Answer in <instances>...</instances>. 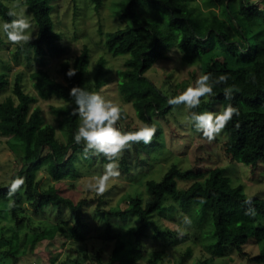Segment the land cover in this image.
<instances>
[{
    "label": "trees",
    "instance_id": "trees-1",
    "mask_svg": "<svg viewBox=\"0 0 264 264\" xmlns=\"http://www.w3.org/2000/svg\"><path fill=\"white\" fill-rule=\"evenodd\" d=\"M53 1H23L38 29L32 34L33 39L29 44L17 45L15 56L24 54L37 62L38 67L31 72L37 95L25 90L22 75L19 73L12 85L14 94L0 101V134L10 136V147L16 149L19 146L22 151L21 165L12 179L17 176L25 178L24 185L12 196L8 194V185L0 186V200H12L10 220L15 224L10 238L2 239L4 243L11 242L10 248L2 250L1 247L0 254L12 257L14 264L22 240L25 245L33 246L39 240H53L58 232H69L75 242H87L94 235L105 242L113 243L109 259L106 257L105 261L104 247H98L93 256L97 248L95 244H79L80 249L76 250L79 255L68 258L70 264H141L146 256L149 230L153 226V239H157L163 246L167 245V238L173 239L170 241L174 243L177 228L160 223L157 215L168 218L167 207L175 200V205L171 203L172 206L176 210L182 207L188 214L194 209L193 204H201L210 210L213 235L216 239L213 257L222 256L228 248H232L242 258L251 260L252 264H264V197L248 196L241 185H234L226 167H198V162L201 161L199 159L205 155L197 157L194 167L191 168L184 169L176 162L172 163L159 180L147 178L146 173L141 175V179H145L146 194L139 192V195H123V200L127 203L125 207L111 203L109 194L115 190L114 183L104 194L94 198L93 202L86 196L74 200L64 195L54 183L45 186L40 173L55 181L79 178L77 160L80 157L90 163H108L102 155L88 154L85 157L83 144H76L74 141L80 118L71 114L76 104L70 96V90L73 87L84 88L90 61L89 46L85 44L72 61L66 59L60 62L58 70L63 80L52 76L46 68L50 57L66 52L62 34L56 29ZM92 1L96 10H100L103 0ZM208 4L219 6L223 15L214 13L211 17L205 16L196 0H121L116 3L115 16L125 22V25L105 32L104 43L112 56L130 55L124 68L119 70L118 87L125 101L134 104L139 116V122L134 123L133 116L127 111L121 121L129 119V124L119 121L118 126L122 131H135L145 123L155 124L157 127L150 144H134L130 151L123 153L119 161L121 173L131 175L135 172L133 154L137 163H140L137 170L145 163L142 153L148 155L149 160L159 161L164 151L161 148L163 142L160 140L164 135L161 119L167 120L169 131L173 133V121L170 122L166 115L175 111L178 117L176 106L169 105L168 100L191 84L184 81L164 90L149 79L147 71L157 61L167 59L171 51L175 50L179 52L183 62L194 64L202 59L207 45L214 38H218L219 45H223L227 51L223 59L207 61L204 74L211 73L214 78L228 74V82L216 85L213 94L202 97L200 106L187 109V114L190 116L192 112H219L228 104L238 108L239 115L234 116L228 123L220 134L221 138L211 143L222 144L220 152L224 159L232 164L246 165L253 174L264 167V10H261L264 9V0L260 4H253L252 0H247V3L245 0H208ZM145 7L149 8L148 15L142 13ZM11 10L13 8L7 2L0 0V18L4 22L15 18L9 16ZM3 40L0 30V44ZM105 63L104 57H100L93 81L86 88L88 91L102 92ZM70 68L75 70V75L71 77L67 74ZM232 85L236 91L229 100L224 96V89ZM10 86L11 78L8 73L0 71V92ZM52 96L65 101L63 105L54 106L53 110L59 126L65 129L66 140L58 136L54 124L44 122L42 108L33 104L38 97ZM191 127L194 128L192 125ZM201 139L202 133L197 136L200 143ZM204 143L209 142L205 140ZM149 146V152H146ZM181 180L191 183L182 189L178 187ZM249 197L251 206L255 209V215L252 216L245 215L249 205L244 201ZM90 202H95L92 213L87 212V207L92 204ZM66 207L72 212V217L59 222ZM50 210L57 214L55 219H50L53 222L51 225L30 227L33 226L32 212L46 215ZM128 216H134L139 222L131 230L134 240L127 238L123 231V221ZM190 219L195 223L194 219ZM23 230L26 231L24 235L21 233ZM163 238L166 240H162ZM250 239L259 243V251L251 253L245 249ZM190 253L191 251H187L185 256H190ZM55 259L51 258L49 264H55ZM209 261L211 259L198 264H209ZM163 262L164 252L160 250L155 252L153 258L148 259L147 264ZM180 264H184V261Z\"/></svg>",
    "mask_w": 264,
    "mask_h": 264
},
{
    "label": "rangeland",
    "instance_id": "rangeland-1",
    "mask_svg": "<svg viewBox=\"0 0 264 264\" xmlns=\"http://www.w3.org/2000/svg\"><path fill=\"white\" fill-rule=\"evenodd\" d=\"M4 1L17 13H19L21 9L25 10L24 15L29 16L32 20L33 27L35 28L32 34H35L38 28L33 20L32 14L27 10V6L23 2L24 0ZM118 1L121 0H103L100 10H96L95 3L92 0H54L53 16L56 29L62 34L66 52L62 55L50 57L46 68L52 76L59 80H63L58 70L60 62L66 59L72 61L82 51L84 45L87 44L90 48V61L85 75L84 88H87L92 83L97 62L100 57H104L106 60L104 65L106 72L103 77L104 83L101 94L125 106L128 113L133 116L134 123H138L139 116L134 104L125 101L118 87L120 79L119 70L124 68L125 62L130 55L119 54L112 56L107 51L104 43L105 32L115 30L121 25H125V22H121L115 16L114 11L117 8H115V6ZM196 4L207 17H211L214 13L222 14L221 8L219 6H211L208 4V0H196ZM148 10L149 8L145 7L142 13L148 15ZM3 23L4 20L0 18V25ZM2 34L4 40L0 44V71L8 73L11 78V86L9 89L0 92V101L14 94L12 85L19 73L22 75L25 90L37 95L33 85V79L31 78V72L38 67L37 62L32 58L26 57L24 54L15 56L17 45L10 43L6 34L3 32ZM226 51L223 45H219L218 38H214L213 42L210 41L207 45L202 59L198 60L196 63L187 64L183 62L179 52L175 50L171 51L172 53L169 54L167 59L157 61L156 64L147 71L146 75L151 81L164 90L170 86L175 87L184 81L194 84L195 80L200 75L204 74L207 61L214 58L223 59ZM170 74L171 77L169 78ZM33 104L39 105L42 108L44 122L54 124L57 127L58 136L66 140L67 135L65 129L59 126L57 115L53 110L54 106L63 105L65 101L55 96L50 98L38 97V100ZM175 109L178 117H176L175 111L168 113L166 117H168L170 122L173 121L172 123L174 124L175 131L178 129L177 133H175V131L171 133L167 120L161 119L164 135L160 140L163 142L161 148H163L164 151H162L159 161L149 160L148 155L142 153L141 156L145 160V163L144 166H141L137 170L140 163H137L133 154L132 161L135 172L131 175L122 172L120 175L121 179L115 182L110 181V186L112 183L115 184V190L109 194V198H112V204L125 207L127 203L123 200V197L127 193L139 195V192H141L145 195V179H141V175L146 173L147 178L151 177L159 180L165 173L167 167L172 163L176 162L179 167L184 169L191 168L194 167L196 158L200 155H205V157L199 159L202 162H198V167L210 168L216 165L226 167L233 179L234 185H241L248 196L264 197V167L253 174L244 164H232L228 162L220 152L222 144L218 142L205 144L204 141L206 139L204 137L201 139V143L197 140V136L201 133L198 132L195 127L192 128L187 122L189 117L187 108L184 105H179L176 106ZM120 122H122V124H129L130 120H120ZM219 137L221 138L219 135L216 139ZM9 139L10 136L0 134V186L9 185L12 176L17 173L21 165L22 151L19 149L21 147L18 146L16 149H12L8 143ZM149 149L150 146L146 152H149ZM77 166L79 168V178L55 181L53 178L43 173H40L39 176L44 178L45 186L54 183L64 195L74 200L86 196L93 202L95 200L94 198H97L98 195L94 192L85 190L83 185L89 177L101 174L104 165L100 162L90 163V161L80 157L79 160H77ZM259 177H262V179H258ZM255 178L257 180L254 181ZM190 183L191 181L181 180L179 181L178 187L183 189L188 187ZM92 202H90V204ZM171 203L175 205V200L171 201ZM171 203H169L167 207L168 211L166 212V216L168 218L157 215L160 223H163L165 226L169 225L173 228H177L178 226L184 228L185 226L181 223V220L184 216H188L194 219L199 227L192 221L191 225L187 227L186 234L183 237L175 236L174 243L170 241L173 240L171 238H167L169 241L163 238L162 240H166L167 242V245L163 246L159 241H156L157 239H153V223V228L149 230L150 239L146 243V256L144 260L141 261V264H147L148 259L153 258L155 252L157 251L158 253L160 250L164 252L163 264H180L182 261H184V264H198L209 259H211L209 264H252L251 260L242 258L232 248H228L226 254L222 256L213 257L216 239L213 235V223L209 209L204 208L201 204H193L192 208L194 209L188 214V212L184 211L180 206V208L176 210ZM11 205V199L0 200V248L2 247V250L3 248L4 250L10 248L11 242L8 244L5 241L4 243L2 239H6V237L10 238L12 227H15L14 222L10 220ZM176 206L178 207L177 204ZM94 208L95 202L87 207V212L92 213ZM52 211L54 210H50L46 215L32 212L33 226L30 225V227L41 228L51 225L53 222L50 219H55L57 215L55 213L56 211ZM61 216L59 222L67 220L70 216L72 217V212L66 207ZM123 222L125 236L134 240V235L131 230L136 228L139 224L138 220L135 219L134 216H128ZM93 226H96L95 223ZM25 232V230L21 231L23 235ZM99 232H102V230ZM21 243L18 258L14 264H49L53 257L56 258L55 264L62 262L70 264L68 258L72 259L73 256L77 257V255H79V252L76 251L80 249L79 244L84 246L95 244L97 248L92 254L93 256L98 247H104L103 259L105 261V258L110 256L113 248L112 242H105L100 237H95L94 235L91 236L87 242H75L69 232L66 234L58 232L53 240H39L33 246L30 244L25 245L24 240H22ZM229 246L230 245H228V247ZM245 249L251 253L257 252L259 251V243L255 239H250L245 245ZM187 251H191L190 256H185ZM12 262V257L0 254V264H12ZM113 264L118 263L114 262Z\"/></svg>",
    "mask_w": 264,
    "mask_h": 264
},
{
    "label": "clouds",
    "instance_id": "clouds-1",
    "mask_svg": "<svg viewBox=\"0 0 264 264\" xmlns=\"http://www.w3.org/2000/svg\"><path fill=\"white\" fill-rule=\"evenodd\" d=\"M247 3V0H245ZM261 0H252L253 4H260ZM264 10V9H261ZM25 10L19 13L15 10L9 12V16L15 17L10 22L0 25V30L6 34L10 43L23 46L29 44L33 39L34 31L32 20L24 15ZM31 30V31H30ZM70 77L75 75L74 69H69L67 73ZM228 74H221L213 77L211 73L200 75L184 91L169 98L168 104L171 106L184 105L187 109L198 108L201 98L211 96L216 85L227 84ZM236 91L235 86H228L224 89L226 99H232ZM70 96L74 98L76 108L72 115H78L80 124L74 135L76 144H83L85 157L88 154L103 156L108 163L104 165L103 171L99 175L89 177L84 183L85 190L104 194L110 187V181L115 182L121 175L119 161L126 150H131L134 144L143 142L150 144L157 132L155 124H141L135 131H122L118 122L127 113V108L112 99L106 98L99 92H90L86 88L73 87ZM239 115L238 108L232 104L223 107L219 112L204 111L202 113L192 112L187 122L194 126L203 137L211 143L226 128L234 116ZM25 178L17 176L8 185L9 196L14 195L24 185ZM249 207L245 210V215H255V209L251 206V197L244 201ZM181 223L184 228L177 227L178 237L186 234L187 227L191 225L190 217L184 216Z\"/></svg>",
    "mask_w": 264,
    "mask_h": 264
}]
</instances>
